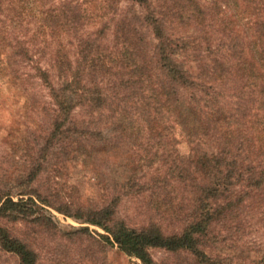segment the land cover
Returning a JSON list of instances; mask_svg holds the SVG:
<instances>
[{
	"label": "trees",
	"instance_id": "obj_1",
	"mask_svg": "<svg viewBox=\"0 0 264 264\" xmlns=\"http://www.w3.org/2000/svg\"><path fill=\"white\" fill-rule=\"evenodd\" d=\"M19 1L41 9L46 4ZM82 1H93L94 9H83ZM82 1L48 4L47 25L37 26V32L46 28L53 36L73 39L75 56L71 59L60 46L50 53L49 63L58 70L57 85L37 67L53 119L26 179L28 191L20 194L55 206L49 199L54 189L43 193L34 182L55 155L57 166L69 154L63 149L66 156L60 157L58 146L70 144L63 125L73 107L71 88L92 107L108 96L117 98L125 111L155 131L150 148L167 165L161 181L184 184L190 202L183 207L179 203L187 212L175 231H165L157 221L131 226L118 214L123 193L114 189L105 205L77 209L75 216L106 231L103 236L136 257V264H159L152 248L186 250L205 260V248L218 240L220 227L229 225L243 204L264 209V0ZM122 1L130 3L131 10L123 9ZM172 25L192 26L200 33L174 35ZM108 28L111 42L104 40ZM181 101L201 127L185 153L164 123L166 113ZM25 206L24 197L0 193V220L13 222ZM0 249L15 254L18 264H38L36 251L1 221Z\"/></svg>",
	"mask_w": 264,
	"mask_h": 264
},
{
	"label": "rangeland",
	"instance_id": "obj_2",
	"mask_svg": "<svg viewBox=\"0 0 264 264\" xmlns=\"http://www.w3.org/2000/svg\"><path fill=\"white\" fill-rule=\"evenodd\" d=\"M1 1L0 193L26 200L16 220L5 222L1 218V223L36 251L38 264L140 262L110 243L102 228L74 213L77 209L84 211L105 205L114 189H119L123 196L118 214L129 225L157 221L165 231H175L181 227L187 212L186 207L180 208L179 202L182 207L188 205L190 195L183 191L184 184L168 183L169 178L163 184L167 165L160 155H155L154 147L150 148L155 131L125 111L123 101L108 96L98 107H92L72 88L68 95L73 107L63 125L67 132L65 140L70 144L62 142L58 146L62 148L59 153L62 158L66 156L63 151L68 150L67 159L55 166V155L34 182L43 193L54 189L49 199L69 212L66 214L46 203H34L27 194H20L28 191L26 179L53 119V105L37 67L44 68L55 85L60 83L58 70L50 65L48 57L60 46L74 59L75 41L63 34L53 36L46 28L44 32L36 31L38 25H47V5L59 0H46L44 9L19 0ZM120 6L132 7L126 1ZM82 7L92 11L94 3L82 1ZM171 27L174 35L200 33L192 26ZM111 38L112 28H108L104 40L111 42ZM190 64L195 67L194 62ZM221 87L227 93L226 86ZM164 123L181 141L182 153L201 130L185 101L166 113ZM119 125L123 126L122 130ZM79 145L83 147L79 149ZM233 216L229 225L220 227L218 240L205 248L209 256L205 260L186 250L152 248L150 253L159 264H258V261L264 264V209L246 202ZM81 228L88 230L80 231ZM0 264H18V258L0 249Z\"/></svg>",
	"mask_w": 264,
	"mask_h": 264
}]
</instances>
